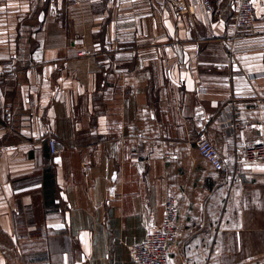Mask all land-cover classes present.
Here are the masks:
<instances>
[{"label": "crops", "instance_id": "obj_1", "mask_svg": "<svg viewBox=\"0 0 264 264\" xmlns=\"http://www.w3.org/2000/svg\"><path fill=\"white\" fill-rule=\"evenodd\" d=\"M190 1L0 0V264H137L167 196L171 264H264V162L243 159L264 140V0L244 31L237 0ZM197 105L228 175L195 147Z\"/></svg>", "mask_w": 264, "mask_h": 264}, {"label": "built area", "instance_id": "obj_2", "mask_svg": "<svg viewBox=\"0 0 264 264\" xmlns=\"http://www.w3.org/2000/svg\"><path fill=\"white\" fill-rule=\"evenodd\" d=\"M79 2L80 0H71ZM173 8L178 14H194V5L190 0H170ZM206 9L212 11L210 0H202ZM230 19L234 22L236 31L251 29L255 24V8L253 0H237V6ZM120 43L118 29L114 34V50L116 51ZM81 55L88 53L83 47L79 52ZM232 55L235 49L231 48ZM6 117L11 119L12 110L7 108ZM193 119L198 126L199 133L194 139L195 147L199 154L207 159L212 166L222 174L228 175L231 171L229 160L214 145L208 136L209 116L202 105H197L194 109ZM49 149L52 154H61L65 146L53 134L47 136ZM164 158L170 159L169 153L162 154ZM244 161L247 163L264 162V140L246 146L244 150ZM3 182L0 176V194ZM181 203L172 196H167L164 200V217L160 228L149 232L141 241L130 244L129 248L137 264H171L169 257V246L175 242L179 236V217Z\"/></svg>", "mask_w": 264, "mask_h": 264}]
</instances>
